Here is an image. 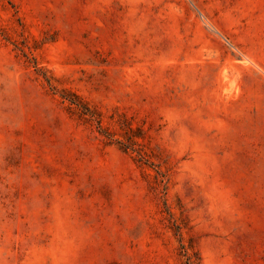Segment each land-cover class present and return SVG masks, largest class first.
I'll use <instances>...</instances> for the list:
<instances>
[{"label": "rangeland", "instance_id": "obj_1", "mask_svg": "<svg viewBox=\"0 0 264 264\" xmlns=\"http://www.w3.org/2000/svg\"><path fill=\"white\" fill-rule=\"evenodd\" d=\"M0 264H264V0H0Z\"/></svg>", "mask_w": 264, "mask_h": 264}]
</instances>
